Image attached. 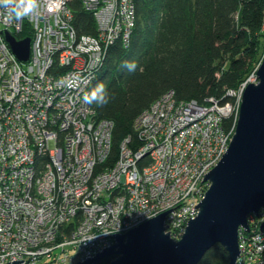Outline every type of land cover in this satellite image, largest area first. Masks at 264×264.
<instances>
[{"label": "built area", "instance_id": "obj_1", "mask_svg": "<svg viewBox=\"0 0 264 264\" xmlns=\"http://www.w3.org/2000/svg\"><path fill=\"white\" fill-rule=\"evenodd\" d=\"M81 1L96 34L79 33L72 0H37L22 20L12 6H0V263L76 264L114 244L112 233L174 206L165 223L180 239L211 186L201 182L204 175L229 147L251 81L229 89L233 99L226 103L164 93L136 119L144 144L135 151L124 140L116 163L101 166L115 124L95 119L83 96L112 46L130 44L137 8L134 0ZM29 30L30 58L21 61L6 31L20 40ZM69 73L79 75L68 81L79 80L78 87L59 84ZM262 221L264 209L249 217L257 228L239 229L236 264H264Z\"/></svg>", "mask_w": 264, "mask_h": 264}, {"label": "trees", "instance_id": "obj_2", "mask_svg": "<svg viewBox=\"0 0 264 264\" xmlns=\"http://www.w3.org/2000/svg\"><path fill=\"white\" fill-rule=\"evenodd\" d=\"M134 1L137 21L131 42L112 46L94 85L104 84L109 94L104 106L92 105L95 119L115 124L111 152L101 164L105 167L116 163L124 140L130 139L135 151L144 144L136 119L164 93L172 90L178 100L201 103L232 101L228 90L245 82L264 57V0ZM70 7L79 33L96 34L93 13L82 1L72 0ZM22 36L33 38L30 30ZM125 61H135L136 70L121 67ZM113 258L96 264H110ZM229 262V252L217 243L198 264Z\"/></svg>", "mask_w": 264, "mask_h": 264}, {"label": "water", "instance_id": "obj_3", "mask_svg": "<svg viewBox=\"0 0 264 264\" xmlns=\"http://www.w3.org/2000/svg\"><path fill=\"white\" fill-rule=\"evenodd\" d=\"M6 35L16 56L28 61L31 37L18 40L9 31ZM256 77L245 87L227 151L201 181L207 179L211 186L195 205L199 212L190 216L182 237L174 239L167 231L166 214L174 206L125 232L112 233L114 244L76 264H96L113 255L110 264H198L217 243L229 252V264H236L239 229L249 231V217L264 209V57ZM257 230L264 232V221ZM23 261L18 258L6 264Z\"/></svg>", "mask_w": 264, "mask_h": 264}, {"label": "clouds", "instance_id": "obj_4", "mask_svg": "<svg viewBox=\"0 0 264 264\" xmlns=\"http://www.w3.org/2000/svg\"><path fill=\"white\" fill-rule=\"evenodd\" d=\"M0 6L5 8L12 6L11 11L15 13L16 19L22 20L29 12H32L37 8V0H0ZM121 67L126 68L129 72H134L137 68V64L135 61H125ZM73 75L78 74H67L59 80V84L68 88L78 87L79 80L68 82L69 78ZM108 100L109 94L105 85L102 83L97 84L91 91L85 93L83 96L84 103L88 105L95 104L102 107L108 103Z\"/></svg>", "mask_w": 264, "mask_h": 264}, {"label": "rangeland", "instance_id": "obj_5", "mask_svg": "<svg viewBox=\"0 0 264 264\" xmlns=\"http://www.w3.org/2000/svg\"><path fill=\"white\" fill-rule=\"evenodd\" d=\"M258 66H259V65H258ZM253 74H255V71L253 72ZM253 74H252V75H253ZM252 75L250 76L251 79H249V80H251V81H256V80H257L256 77H255V76H252ZM184 182H186V180H185V181L183 180V183H184ZM73 253H75V251H73ZM237 259H238V258H237Z\"/></svg>", "mask_w": 264, "mask_h": 264}, {"label": "bare ground", "instance_id": "obj_6", "mask_svg": "<svg viewBox=\"0 0 264 264\" xmlns=\"http://www.w3.org/2000/svg\"><path fill=\"white\" fill-rule=\"evenodd\" d=\"M148 216V214H145L143 217H140L141 219H143V218H146Z\"/></svg>", "mask_w": 264, "mask_h": 264}]
</instances>
